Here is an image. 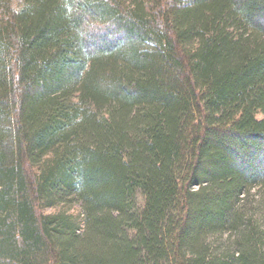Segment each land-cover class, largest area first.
I'll return each mask as SVG.
<instances>
[{"label": "trees", "instance_id": "1", "mask_svg": "<svg viewBox=\"0 0 264 264\" xmlns=\"http://www.w3.org/2000/svg\"><path fill=\"white\" fill-rule=\"evenodd\" d=\"M263 156L264 0H0V264H264Z\"/></svg>", "mask_w": 264, "mask_h": 264}, {"label": "rangeland", "instance_id": "2", "mask_svg": "<svg viewBox=\"0 0 264 264\" xmlns=\"http://www.w3.org/2000/svg\"><path fill=\"white\" fill-rule=\"evenodd\" d=\"M253 194H255V199H257L259 202H262V201H260L262 199V197L257 196V194H259L258 190L253 191ZM138 202H139V205H141L143 202V197H142L141 193L138 194ZM63 207L64 206H62L60 208H55V209H48L47 211L52 212V211H55L57 209L68 210L69 213L73 214L74 216H76L77 219L82 221L83 213H82V208L80 207V204H78V203L66 204L65 208H63ZM226 235H228V232H226Z\"/></svg>", "mask_w": 264, "mask_h": 264}]
</instances>
